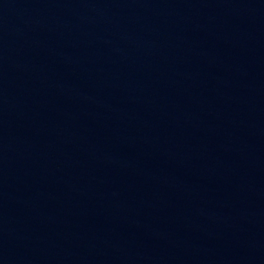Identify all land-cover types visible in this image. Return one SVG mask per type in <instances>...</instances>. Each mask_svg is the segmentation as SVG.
I'll use <instances>...</instances> for the list:
<instances>
[{
	"label": "water",
	"instance_id": "95a60500",
	"mask_svg": "<svg viewBox=\"0 0 264 264\" xmlns=\"http://www.w3.org/2000/svg\"><path fill=\"white\" fill-rule=\"evenodd\" d=\"M0 264H264V0H0Z\"/></svg>",
	"mask_w": 264,
	"mask_h": 264
}]
</instances>
